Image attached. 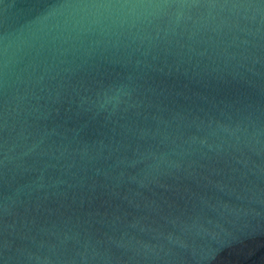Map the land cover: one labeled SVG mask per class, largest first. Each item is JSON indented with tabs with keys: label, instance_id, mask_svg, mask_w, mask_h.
<instances>
[{
	"label": "water",
	"instance_id": "obj_1",
	"mask_svg": "<svg viewBox=\"0 0 264 264\" xmlns=\"http://www.w3.org/2000/svg\"><path fill=\"white\" fill-rule=\"evenodd\" d=\"M0 264H264V0H0Z\"/></svg>",
	"mask_w": 264,
	"mask_h": 264
}]
</instances>
